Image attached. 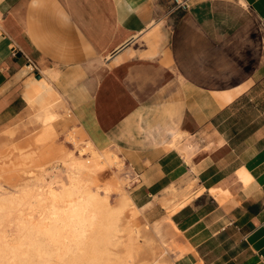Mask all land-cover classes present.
Wrapping results in <instances>:
<instances>
[{"label":"crops","instance_id":"crops-1","mask_svg":"<svg viewBox=\"0 0 264 264\" xmlns=\"http://www.w3.org/2000/svg\"><path fill=\"white\" fill-rule=\"evenodd\" d=\"M177 2L0 0V99L55 70V107L118 150L177 263L264 264V0Z\"/></svg>","mask_w":264,"mask_h":264},{"label":"bare ground","instance_id":"bare-ground-1","mask_svg":"<svg viewBox=\"0 0 264 264\" xmlns=\"http://www.w3.org/2000/svg\"><path fill=\"white\" fill-rule=\"evenodd\" d=\"M39 73L41 77L33 73L25 82L23 97L32 109L40 110L61 96L52 83L55 70L45 68ZM185 135L173 134L166 149L184 155L179 143ZM68 137L79 152L77 157L75 151L64 152L59 164L43 169L39 165L36 172L27 170L34 153L17 152L20 161L12 167L17 171L16 182L10 189L0 184V264H136L141 248L135 218L141 213L122 185L114 187L113 178L107 175L113 174V165H123L122 158L106 148L99 149L91 137L80 139L81 148L73 135ZM6 163L0 162V171ZM112 187L117 195L115 204L109 199ZM173 187L167 192L175 193ZM172 242L174 251L178 244ZM159 244L163 252L155 256L156 247L150 246L152 260L141 264H170L164 257L169 255L164 243Z\"/></svg>","mask_w":264,"mask_h":264},{"label":"rangeland","instance_id":"rangeland-1","mask_svg":"<svg viewBox=\"0 0 264 264\" xmlns=\"http://www.w3.org/2000/svg\"><path fill=\"white\" fill-rule=\"evenodd\" d=\"M24 69H27L29 72L25 74L21 81H17L14 83V85L12 84L10 86L8 91V101L5 100V102L4 99H0V101L4 103L3 104L0 102V162H7V165L4 164V168H2L5 172L3 170L0 171V184L3 187L9 189L17 180L15 174L17 171H14V168L12 167L14 164L16 165V163L20 161V155L17 154L18 151H24L26 153L32 151L34 153L32 157L34 162L29 164L27 170H35L39 165L43 169L48 168L56 163L59 164L58 160L61 154L64 152L75 151L74 153L77 157L79 152H77L74 144L70 141L68 134L73 135L74 139L79 142L80 139L89 137L81 126H76V124L71 122L72 120L70 115L66 114V108L59 111L55 107V103L47 109L43 108L39 110L38 108L32 109L30 107V104L24 100L23 90L25 82L29 78L33 77L34 70H30L26 66ZM35 77H37L36 74ZM67 122H71V124ZM83 146L84 145L80 142L79 148ZM99 146L100 145L98 144V147ZM105 148L110 152L116 153L120 158H122L120 159L122 160L120 162L123 164L121 165V163H119L121 167L113 165V174L107 173V175L113 178L112 181L114 187L122 185L123 189H125L131 196L130 187L133 179L131 176V168L128 166V164H126L124 158L119 155L118 150H115L111 147H99V149ZM84 154L82 156L87 158V154ZM32 172H36V170ZM114 187L111 188L109 193V199L112 201V204H115L117 201L116 190ZM136 206L139 207L137 204ZM139 211L141 215L135 218V223L139 227L140 235L138 234L137 240L141 249L137 254L136 264H141V262L143 263L144 261L152 260V250L150 246H154V248L156 247L155 250L153 249L155 251V256L161 254V252H163V247H161L159 242L164 243V249H166L169 253V255L164 256L166 261H170V264H177L179 253L173 257L170 254L173 252L172 250L173 247H175V244L170 239V226L168 223H162L159 238L158 232L153 226L154 221L148 219L145 213L142 214L140 207ZM143 238L145 239L143 240ZM147 243L150 245H147ZM170 259H172V261Z\"/></svg>","mask_w":264,"mask_h":264},{"label":"built area","instance_id":"built-area-1","mask_svg":"<svg viewBox=\"0 0 264 264\" xmlns=\"http://www.w3.org/2000/svg\"><path fill=\"white\" fill-rule=\"evenodd\" d=\"M176 3H178L177 0H176ZM182 5H183V4H182Z\"/></svg>","mask_w":264,"mask_h":264}]
</instances>
